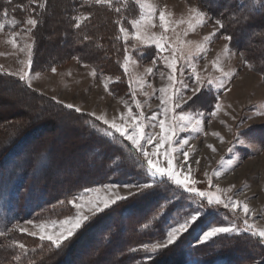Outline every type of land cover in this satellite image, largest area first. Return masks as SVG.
Segmentation results:
<instances>
[{
    "label": "trees",
    "instance_id": "trees-1",
    "mask_svg": "<svg viewBox=\"0 0 264 264\" xmlns=\"http://www.w3.org/2000/svg\"><path fill=\"white\" fill-rule=\"evenodd\" d=\"M14 2L26 4L27 0ZM199 2L211 16L223 17V30L233 37L234 49L264 79V9L260 4L255 3L256 10L249 15L253 0ZM3 6L4 0H0V8ZM113 6L121 11L117 13L89 0H47L46 11L34 30L31 71L50 72L52 67L75 59L91 66L99 77L110 79L108 90L113 97L133 103L129 73L123 68L128 42L116 21L120 20L131 32V21L139 20L142 10L132 0H113ZM89 12L91 16L79 29L75 28L72 18ZM14 15L19 20L26 19L19 10ZM241 16L243 19L236 22ZM154 51V46H149L136 49L131 55L144 62L154 59ZM0 90L5 95L0 108V231L7 229L6 235L0 237V264H76L81 254L85 257L82 264H264V244L247 233L221 236L198 246L195 234L185 233L174 245L148 259L139 246L159 240L170 218L186 204L184 199L173 198L172 207L156 215L170 194L168 185H161L144 197L118 201L105 212L90 217L59 249L48 241L17 233L12 229L17 222L70 216L73 209L68 201L88 188L109 183L123 185L144 177L137 174L141 171L139 162L127 150L110 159L112 150L84 123L81 114L61 108L1 68ZM213 97H217L213 88L205 89L196 102V110L209 111L215 102ZM246 133L264 143L263 127ZM225 215L228 220L235 219L228 210L221 209L220 218ZM212 222L213 218H208L204 226ZM144 223L149 224L147 229ZM14 241L24 243L27 251L21 254L18 246L12 244ZM15 255H21V260L15 261Z\"/></svg>",
    "mask_w": 264,
    "mask_h": 264
},
{
    "label": "snow or ice",
    "instance_id": "snow-or-ice-1",
    "mask_svg": "<svg viewBox=\"0 0 264 264\" xmlns=\"http://www.w3.org/2000/svg\"><path fill=\"white\" fill-rule=\"evenodd\" d=\"M139 3V0H136ZM89 3L95 5H105L117 13L121 11L119 7L113 6V0H89ZM255 3H259L261 9H264V0H253V8L249 10V15L252 11H255ZM5 6L0 8V30H4L5 27L12 29L11 38L8 43L13 47L18 46L17 37L20 36L21 31H24L26 35L33 37L34 30L38 27L43 13L47 8V0H27V3H15L14 0H4ZM143 7V6H142ZM241 8L245 5H240ZM149 12L154 15L158 13L160 27L163 32L160 34L151 33V27L155 25L151 24L152 15L149 16V23H142L143 17L140 20H132L131 25L134 29L133 35L136 41L144 44H151L154 46V59L153 64L162 62V64L169 70L167 75L168 83L166 86L154 90L153 95L159 92V99L162 103V109L150 118L145 115L143 111V105L139 100H135V96H132L131 101H124V106L127 109L126 112L120 114L119 118L112 117L109 119L106 114L97 115L96 112H85L81 107L74 105L73 103H66L63 100L58 99L56 96L50 97V99L61 108L70 110L74 113L81 114L84 118V123L89 125L105 145L112 150V157L115 159L118 154H123L125 150L132 153L136 160L139 162L141 171L137 173L144 177L143 180H136L130 182H124L123 185L117 183H109L104 185L105 188L113 189L121 186L129 189L127 196L115 195V198H104L98 201H88L89 212L92 216L105 212L112 205L117 204L118 201H123L129 197H144L151 192L159 189L161 185H168L171 189L167 199L158 207L156 215L166 213L171 207L173 198L175 200L184 199L186 204L176 210V214L173 215L167 227L163 229V235L159 240L150 243H144L139 246V250L143 251L148 259L157 255L159 251L174 245L180 237L187 233L194 235L195 244L202 245L205 242L213 241L218 237L233 235L250 234L252 237L258 238L260 244H264V227H257L255 218L257 213L250 209L249 203L235 198L231 195H226L232 192V187L222 189L219 184H213L211 176L207 179L209 190H200L197 187L198 181L191 178L188 173L191 172V165L189 160V147H180V145L188 146L189 139L181 137L179 133L189 132L190 134H203L207 135L204 131V123L207 118L210 122L213 118L217 117L218 113L223 110V104L219 101L218 97H213L214 103L211 104V108L205 117V113L197 111L195 108L196 102L204 95L205 89L215 88L217 92L221 90L231 91L228 85L231 84L234 76L233 71H225L220 58L217 57L214 60L213 67L221 73L220 77H207L202 78L195 66V54L198 50L204 53L206 49L202 45L193 46L191 42H184L178 44L175 41H170V38L165 35L169 29L168 17L171 13H167L166 9H153L151 5H148ZM17 10L24 13L26 19L19 20L14 15ZM10 13L12 14L10 16ZM91 13L80 14L73 17L74 27L79 29L84 20L88 19ZM243 17L237 18L236 22L242 20ZM209 21H214V31L204 37V41L211 43L217 36V33L225 28V21L222 16L216 17L209 15L208 12L202 10L199 6H189L187 20L181 19L179 24H186L187 28L184 35L187 36L188 31H194L196 26H206ZM119 26V31L124 34V40L127 42L129 36V30L121 25V21H116ZM173 23H177L173 21ZM21 31H17L18 28ZM173 31L175 29L173 28ZM223 39L231 41L233 37L231 35H224ZM32 43H25L23 47L19 48L20 52H26L27 60L22 61L25 64L26 69L31 70L32 60ZM226 52H230L231 49L225 46ZM180 59L184 60V64L180 66V79H177V65ZM264 60V57H261ZM131 55L128 53L127 46L124 48V60L123 68L127 72ZM244 63L248 68H253V64L249 62L247 58L244 59ZM186 69V66H189ZM28 70H21L19 73L12 72L7 73L13 76H18L20 81L25 82L26 86L31 88L32 82ZM188 70L191 75L184 78V71ZM51 71L56 72V68L52 67ZM161 78L164 77V72L157 69ZM148 74H153V68L147 69ZM93 75L96 72L93 71ZM119 79V78H117ZM206 79V82H205ZM107 88V84L105 85ZM191 93V95H187ZM42 95V93H41ZM145 96L149 93L145 92ZM133 107L138 111H133ZM230 107V105H229ZM191 108L192 111H188ZM195 113V114H193ZM231 115V113H225ZM264 116V111L258 113ZM162 117V118H161ZM235 119V117H233ZM251 119V117H249ZM150 123L146 124V121ZM223 124L224 121H221ZM159 127L160 133L148 132L146 128ZM229 131L233 132L235 139L244 144L245 141L241 139V134L237 135L231 126ZM214 136L224 141V137L219 132H214ZM231 143V142H230ZM151 146V149H149ZM167 146V147H166ZM207 147L215 153L217 148L208 144ZM230 153L233 152V148H229ZM163 157V160L160 159ZM196 163H199L197 160ZM228 163H233L232 160H228ZM207 176V173H205ZM215 176H220V172L217 171ZM234 187V186H233ZM214 189V190H212ZM86 192H95L98 189L88 188ZM79 196H74L68 201L74 209H81L82 203L78 202ZM63 202V201H62ZM165 204L167 207H165ZM221 209L228 210V212L235 217L233 220H228V216L225 215L220 218ZM208 218H213V222L204 226V221ZM260 218L264 219V213L260 214ZM90 220L89 215H85L82 212H77L75 216H69L60 221L63 231L59 233L49 234L46 231L44 224L40 225L39 240L49 241L53 246L59 249L62 243L68 240L74 235V232L82 227L86 222ZM251 220V222H250ZM26 224H33L32 220L25 221ZM71 225V227H64L65 225ZM144 228L149 227L148 223H144ZM15 231L19 233H27L28 236L36 237L38 235L35 231H30L27 227H21L17 222L13 225ZM199 229V232H197ZM7 233L0 231V237H4ZM18 243L20 253L23 254L27 251L25 244L22 242H13L15 246ZM0 247H3V241H0ZM136 250V249H133ZM15 261L21 260V255H15Z\"/></svg>",
    "mask_w": 264,
    "mask_h": 264
},
{
    "label": "rangeland",
    "instance_id": "rangeland-1",
    "mask_svg": "<svg viewBox=\"0 0 264 264\" xmlns=\"http://www.w3.org/2000/svg\"><path fill=\"white\" fill-rule=\"evenodd\" d=\"M132 1L136 2V0ZM137 4L140 5L142 10V15L139 18L140 20L143 17L142 23H149L148 18L152 15L149 12L148 5H151L153 9H166L167 13H171L168 17L169 29L165 33L170 38V41H175L178 44L191 42L193 46L202 45L206 49L204 53L197 50L194 57L195 66L202 78L209 76L218 78L221 76V73L213 67L212 63L217 57L220 58L225 71L236 73L231 84L228 85L231 91L221 90L217 92L213 88L224 107L217 117L210 122L207 118L205 119L204 131L207 132V135L190 134L189 132L179 133L181 137L189 139L188 146L180 145V147L190 148L188 163L191 165V172L188 175L198 181L197 187L200 190H209V185L207 184L209 176L212 177L213 184H219L222 189L232 187V192L226 195L248 202L250 209L257 213V216L253 218L257 227H264V219L260 218V214L264 213V143L262 144L250 138L249 133H246L247 131L252 132L257 127L264 128V116L258 114L264 111V79L245 65L241 54L233 47V39L231 41L223 39L224 35H229L223 29L217 33L216 38L211 43L204 41V37L214 31V21H209L203 27L196 26L194 31H188L187 36L184 35L187 25L179 24L178 22L181 19L187 20L189 6H199L202 10L208 12L199 0H139ZM209 15L211 14L209 13ZM173 21L177 23L174 24ZM160 23L158 13L152 15L151 24L155 26L151 27V33L160 34L163 32ZM173 28L175 31H173ZM16 30L21 31V29ZM11 31L12 29L7 26L4 30H0V68L5 73H19L21 70H28L25 64L22 63V61L27 60V54L26 52H20L19 48L23 47L25 43H32L33 45V38L21 31L20 36L17 37L18 46L13 47L8 43L11 38ZM133 32L134 29L129 32L127 39L128 53L130 55L136 49L151 46L150 42L149 44H144L136 41ZM241 37L244 40L246 38L245 33H242ZM244 42L247 43L248 41L244 40ZM225 46H228L231 51L226 52L224 50ZM182 64H184V60L180 59L177 65V79H180V66ZM187 67H190V65L186 66V69ZM148 68H153V74L147 73ZM157 69L164 72L163 78H161ZM28 71L32 82L31 88L43 93L48 98L56 96L66 103H73L81 107L85 112L94 111L97 115L106 114L109 119L114 116L118 119L121 113L127 111L124 101L113 97L109 93L108 85L111 80L99 77L97 73L94 76L93 71L95 70L91 66L83 65L75 59L56 68L55 73L52 71L46 73ZM127 71L132 94L135 96V100L141 102L145 115L150 118L162 109L159 92H156L155 95H153V92L167 85L169 70L162 62L156 64H153V60L140 62L132 57ZM190 75V71H184L185 79ZM13 77L18 79V76ZM106 84L107 88L105 87ZM145 92L149 93V95L145 96ZM187 95H191V93H187ZM2 101L5 102V95L0 90V108ZM133 111L138 110L134 107ZM201 111L207 117L208 111ZM225 113H231V115H226ZM221 121H224V123L222 124ZM147 123H150V120L146 121ZM229 126L237 135L246 134L241 135V139L245 141L244 144H240L235 139L233 132L229 131ZM145 130L155 133H160L161 131L159 127L146 128ZM214 132H219L224 137V141L221 142L220 139L214 136ZM208 144L214 145L217 151L213 153L207 147ZM229 148H233L232 153L228 151ZM149 149H151V146H149ZM160 159L163 160V157H160ZM197 160L199 163H196ZM228 160H232L233 163L229 164ZM217 171L220 172L218 177L214 175ZM205 173H207V176ZM58 177L62 178L61 176ZM94 189H98V191H84L78 195L80 197L78 202L83 205L81 209H74L71 204L69 205L73 209H71L73 213L70 216H75L77 212H82L92 217L89 212L88 201L115 198L116 194L127 196L129 192V189L123 186L113 189L101 186ZM63 219L39 217L31 219L33 224H26L25 221L27 220L21 221L19 224L21 227H27L30 231L37 232L38 235L36 237H30L39 239L41 224L46 226V231L49 234L59 233L63 231L60 224ZM64 227H71V225H65ZM12 229L15 230L14 227ZM19 234L27 235V233ZM73 236L68 240L72 239ZM68 240L64 241L62 245ZM16 245L18 246V243ZM84 259V254L78 255L76 264H82Z\"/></svg>",
    "mask_w": 264,
    "mask_h": 264
}]
</instances>
